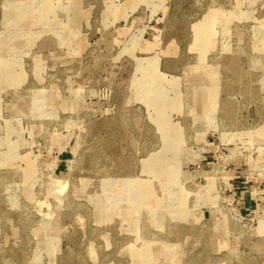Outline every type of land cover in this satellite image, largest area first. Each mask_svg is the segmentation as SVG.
<instances>
[{"label": "rangeland", "instance_id": "1", "mask_svg": "<svg viewBox=\"0 0 264 264\" xmlns=\"http://www.w3.org/2000/svg\"><path fill=\"white\" fill-rule=\"evenodd\" d=\"M0 264H264V0H0Z\"/></svg>", "mask_w": 264, "mask_h": 264}]
</instances>
